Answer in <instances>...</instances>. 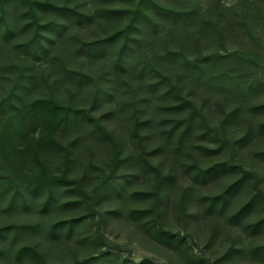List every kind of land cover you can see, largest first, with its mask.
<instances>
[{
  "label": "rangeland",
  "instance_id": "374dc122",
  "mask_svg": "<svg viewBox=\"0 0 264 264\" xmlns=\"http://www.w3.org/2000/svg\"><path fill=\"white\" fill-rule=\"evenodd\" d=\"M1 101L0 264H264V0H5Z\"/></svg>",
  "mask_w": 264,
  "mask_h": 264
},
{
  "label": "trees",
  "instance_id": "16d2710c",
  "mask_svg": "<svg viewBox=\"0 0 264 264\" xmlns=\"http://www.w3.org/2000/svg\"><path fill=\"white\" fill-rule=\"evenodd\" d=\"M5 0H1L0 1V3H1V5H3V2H4ZM31 3V2H30ZM38 5H43V6H49V7H51V8H54V9H56V10H61L62 8L61 7H59V6H56V5H53V4H47V3H37ZM2 105V101L0 102V106Z\"/></svg>",
  "mask_w": 264,
  "mask_h": 264
}]
</instances>
